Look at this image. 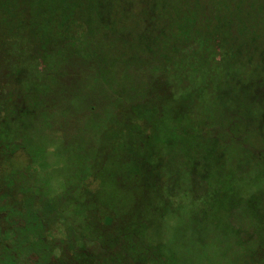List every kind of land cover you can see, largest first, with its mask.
<instances>
[{
	"label": "trees",
	"instance_id": "1",
	"mask_svg": "<svg viewBox=\"0 0 264 264\" xmlns=\"http://www.w3.org/2000/svg\"><path fill=\"white\" fill-rule=\"evenodd\" d=\"M132 14L0 13V264H176L160 221L182 192L165 172L174 152L214 207L240 201L232 185L248 182L243 173H258L251 186L264 178V13H139L160 74L143 96L119 98L133 119L120 124L137 132L104 131L99 156L80 152L85 171L49 194L28 150L38 110L53 108L48 86L62 78L65 90L90 61L103 71L126 50L116 15ZM230 87L240 90L232 102L221 93ZM261 190L250 201L259 208Z\"/></svg>",
	"mask_w": 264,
	"mask_h": 264
},
{
	"label": "rangeland",
	"instance_id": "2",
	"mask_svg": "<svg viewBox=\"0 0 264 264\" xmlns=\"http://www.w3.org/2000/svg\"><path fill=\"white\" fill-rule=\"evenodd\" d=\"M200 12L264 13V0H0V13H136L127 17L116 15V29L127 35V43L121 46H126V50L110 54L103 62L106 74L95 72L98 62L90 61L76 67L78 76L65 82V90L62 78L56 87L47 85L53 108L50 112L47 108H36L38 115L32 122L34 138L29 141L28 150L36 156L39 176L49 194L62 189L76 167L85 169L80 152L92 158L99 156L104 131L121 130L126 136L127 130L131 135L137 132V126L127 129L120 124L121 121L131 124L133 119L117 105L124 95L126 101L143 96L152 78L160 74L146 58L142 42L145 40L141 38L147 33V17L139 13ZM221 93L232 102L240 90L222 88ZM19 159L14 161L16 165L24 163ZM242 159L235 155L229 165L235 161L238 166ZM170 160L165 172L178 175L182 192L160 221L166 224L167 252L176 259V264H255L259 247H264L257 219L264 203L259 208L250 201L252 194L264 188V178L251 186L248 182L254 173L251 170L243 173L248 182L236 181L232 185L240 201L214 207L205 191L195 186L182 156L174 152ZM236 176L242 177L237 173ZM257 176L258 173L254 177ZM219 187L210 192L228 193L229 186Z\"/></svg>",
	"mask_w": 264,
	"mask_h": 264
}]
</instances>
